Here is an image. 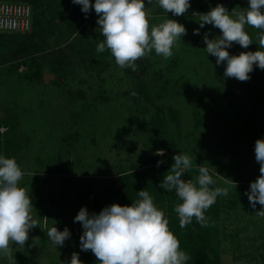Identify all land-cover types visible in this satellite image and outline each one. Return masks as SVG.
I'll return each instance as SVG.
<instances>
[{"label": "rangeland", "instance_id": "rangeland-1", "mask_svg": "<svg viewBox=\"0 0 264 264\" xmlns=\"http://www.w3.org/2000/svg\"><path fill=\"white\" fill-rule=\"evenodd\" d=\"M36 1L39 21L33 16L31 28L40 23L44 28L42 42L35 38L39 44L34 56L45 64L41 74H32L24 64L12 68L9 57L20 40H29L31 30L0 31V136L16 144L6 155L24 173L19 186L28 191L39 226L30 230L24 248L12 245L11 262L0 257V264H68L74 252L86 264L88 251L80 248L83 228L76 215L82 207L91 215L110 206L112 197L103 187L117 175L147 169L153 153L164 151L153 147L163 142L171 143L176 154L189 155L192 166L207 167L216 187L228 189L212 207L219 262L264 264V217L256 213L262 206L253 209L245 194L260 175L255 143L264 139V84L226 77V64L217 65L204 43L205 34L214 39L220 30L199 24L200 14L217 4L239 11L248 0H190L189 10L180 16L165 12L157 0H145L151 25L174 19L187 34L170 58L153 49L136 61L135 71L120 68L107 48L95 60L89 58L87 41L105 39L94 7L70 37L69 6ZM195 29L199 34H193ZM239 47L234 43L227 50L239 55ZM55 58L59 68L49 70ZM236 85L244 99L232 106L221 92ZM157 107L162 116L168 107L174 109L177 122L152 125ZM53 226L70 232L62 247L48 238Z\"/></svg>", "mask_w": 264, "mask_h": 264}, {"label": "clouds", "instance_id": "clouds-1", "mask_svg": "<svg viewBox=\"0 0 264 264\" xmlns=\"http://www.w3.org/2000/svg\"><path fill=\"white\" fill-rule=\"evenodd\" d=\"M158 5L174 16L185 14L190 8V0H157ZM82 5L87 14L94 7L99 17L97 24L105 38L97 44L96 51L103 53L107 48L120 68L136 70V61L150 54L168 59L177 41L187 34L184 25L174 19H167L151 25L150 13L145 0H72ZM151 4L152 0H148ZM200 28L206 24L218 28L220 36L209 39L204 36L208 55L216 57V64H226V77L239 81L250 79L254 65L264 70V0H248V6L239 11H229L223 4H217L209 12L200 14ZM246 26L261 30L257 36L259 50L231 55L227 49L238 44L247 49L253 44ZM199 34V29L194 30ZM158 155H163L159 150ZM255 159L259 163L260 175L250 184L248 196L253 209L262 206L256 213L264 217V139L255 143ZM174 163L164 176L159 188L169 192L175 190L182 201L174 208L179 226L185 228L193 218L202 227L208 226L205 211L218 196H227V188H211L215 184L209 169L200 166L195 181L182 179L192 168L189 155L175 154ZM163 161L157 162V167ZM24 173L14 158L0 155V257L12 261V245L25 246L29 232L39 226L32 216V201L28 191L19 186ZM139 199L130 206L112 204L103 208L99 214H89L82 207L75 217L80 222L83 234L80 236L82 251H91L99 264H187L188 254L181 250L179 239L169 228V220L157 208L149 192L138 191ZM48 238L57 248L62 247L70 237L67 228L59 231L53 226L48 230ZM68 264H82L78 253H73Z\"/></svg>", "mask_w": 264, "mask_h": 264}, {"label": "trees", "instance_id": "trees-1", "mask_svg": "<svg viewBox=\"0 0 264 264\" xmlns=\"http://www.w3.org/2000/svg\"><path fill=\"white\" fill-rule=\"evenodd\" d=\"M0 1H12V2H21L28 4L31 8V17H30V38L29 40H20L17 44L16 48L11 52L10 58L13 60L12 68L16 69L19 64H24L28 70H31L32 74H41L44 70L45 64H42L44 61L42 58H36L34 54H36V48L40 42H42L41 33L44 32V28L41 25L38 29L32 26V18L34 16L35 22L39 21V17L36 16L37 11L35 10L37 1L36 0H0ZM54 1V0H52ZM58 1V2H57ZM58 3H62L65 8L69 6L71 14L67 19V31L71 36H75V31L78 27L83 24L85 19V13L74 3L72 0H56ZM196 7L201 8L199 4H196ZM34 28V29H33ZM76 29V30H75ZM72 30V31H70ZM75 30V31H74ZM246 31L250 34L253 44L249 45L247 49L242 48L241 52L246 51H257L259 50L257 36L261 30L255 29L253 27L248 26ZM5 33H14L12 31H1ZM28 32V31H27ZM72 32V33H71ZM25 33V32H24ZM71 33V34H70ZM36 34V35H35ZM40 34V35H39ZM26 36V35H25ZM24 36V37H25ZM28 36V37H29ZM37 37L38 44H35V38ZM87 44L91 49L89 50V58L91 60H95L99 52L96 51V46L99 43H92L87 41ZM79 46H81L79 44ZM82 47V46H81ZM264 50V49H260ZM240 52V53H241ZM27 58V59H26ZM59 59H53V62L48 64L49 70L58 69ZM250 79L245 81L246 84L251 83L253 85H263L264 84V70L259 69L254 65V70L249 74ZM244 82V83H245ZM240 86V85H239ZM238 85L233 88H228L225 91L221 92L222 98L226 100V102L232 106L241 105L244 99L243 92ZM163 112V111H162ZM161 109L158 107L156 111L153 113L151 117L150 123L154 126H162L163 123H167L168 121H172L174 123L177 122L176 112L174 109L168 107L167 115L162 116ZM164 113V112H163ZM194 122L198 124L199 119L197 112H194ZM9 124V123H8ZM9 131H11V127L8 125ZM171 143H162L157 144L153 147L152 151L158 148H163V155L158 156L156 153H153L151 158L152 165L147 169L138 172H126L121 175H117L115 178L111 179L108 184L103 187V191L106 196L112 197V204H119L121 206L128 205L130 206L132 203H135L138 197V191L145 190L149 192L151 197L153 198L154 204L158 209L162 210L169 220V228L173 232V234L179 239L181 250L186 252L190 259L187 261V264H222L218 260V250L216 247L217 239L215 237L216 230L215 225L213 223V214L212 207L215 203L210 206L209 209L205 211V216L208 218V226L202 227L199 223L196 222L195 218H193L192 223L186 226L185 228H181L179 226L178 215L175 213L174 208L177 204L181 203L180 199L175 193V190L169 192L165 189H161L158 185L162 182L164 176L170 170L171 166L174 163L173 156L176 154V149L172 148ZM16 144L14 141H10V138L0 136V155L5 154L6 158H12L7 154V150L10 149L11 152L15 151ZM10 153V152H9ZM11 155L14 153H10ZM163 161L159 167H157V162ZM198 176V168L192 166L191 169L186 170L182 179L185 181L193 180L195 181ZM211 188H216V185H211ZM110 204V205H112ZM103 209V208H102ZM101 209V210H102ZM207 251L210 253V256L207 255ZM86 264H99L95 255L89 250L87 252V257L85 260ZM50 264H60V263H50Z\"/></svg>", "mask_w": 264, "mask_h": 264}, {"label": "built area", "instance_id": "built-area-1", "mask_svg": "<svg viewBox=\"0 0 264 264\" xmlns=\"http://www.w3.org/2000/svg\"><path fill=\"white\" fill-rule=\"evenodd\" d=\"M31 8L28 4L0 1V31L27 32L30 29Z\"/></svg>", "mask_w": 264, "mask_h": 264}]
</instances>
